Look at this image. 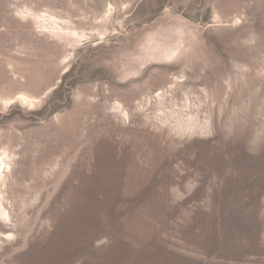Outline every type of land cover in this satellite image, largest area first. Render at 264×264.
Returning <instances> with one entry per match:
<instances>
[{
	"label": "rangeland",
	"instance_id": "rangeland-1",
	"mask_svg": "<svg viewBox=\"0 0 264 264\" xmlns=\"http://www.w3.org/2000/svg\"><path fill=\"white\" fill-rule=\"evenodd\" d=\"M0 264H264V0H0Z\"/></svg>",
	"mask_w": 264,
	"mask_h": 264
},
{
	"label": "bare ground",
	"instance_id": "bare-ground-1",
	"mask_svg": "<svg viewBox=\"0 0 264 264\" xmlns=\"http://www.w3.org/2000/svg\"><path fill=\"white\" fill-rule=\"evenodd\" d=\"M1 162H2V161H1ZM2 164H3V162L0 163V179H1V176H2V174H1ZM0 217H2V219H4V220H8V219L10 218L9 213H8L7 210L3 207V204H2V202H1V199H0Z\"/></svg>",
	"mask_w": 264,
	"mask_h": 264
}]
</instances>
